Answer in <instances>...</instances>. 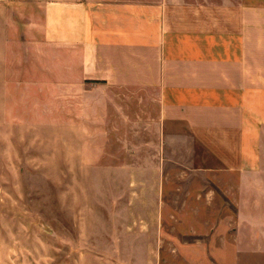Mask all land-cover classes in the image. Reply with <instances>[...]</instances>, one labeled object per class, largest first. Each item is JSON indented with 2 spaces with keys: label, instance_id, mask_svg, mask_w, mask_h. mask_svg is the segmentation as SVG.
Wrapping results in <instances>:
<instances>
[{
  "label": "crops",
  "instance_id": "crops-1",
  "mask_svg": "<svg viewBox=\"0 0 264 264\" xmlns=\"http://www.w3.org/2000/svg\"><path fill=\"white\" fill-rule=\"evenodd\" d=\"M42 109L80 165L137 167L126 181L162 192L169 164L263 180L264 0H0V127H40ZM198 149L219 168H194ZM112 226L130 263L136 223ZM10 239L0 264L19 262Z\"/></svg>",
  "mask_w": 264,
  "mask_h": 264
},
{
  "label": "rangeland",
  "instance_id": "rangeland-1",
  "mask_svg": "<svg viewBox=\"0 0 264 264\" xmlns=\"http://www.w3.org/2000/svg\"><path fill=\"white\" fill-rule=\"evenodd\" d=\"M45 112L40 127L32 119L0 127V239L19 246L17 264H264V175L241 185L221 171L214 180L169 164L161 192L158 183L125 180L137 167L80 165V151L66 148L63 121ZM198 152L194 168H219ZM89 157L96 154L85 150ZM128 223H136L130 263L125 246L110 244L112 233L125 237L112 225ZM78 233L88 251L80 262L72 255Z\"/></svg>",
  "mask_w": 264,
  "mask_h": 264
}]
</instances>
